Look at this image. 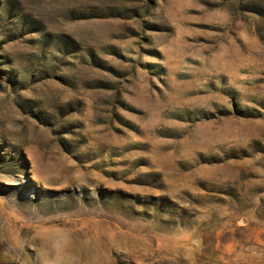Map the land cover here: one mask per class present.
<instances>
[{"label":"rangeland","instance_id":"1","mask_svg":"<svg viewBox=\"0 0 264 264\" xmlns=\"http://www.w3.org/2000/svg\"><path fill=\"white\" fill-rule=\"evenodd\" d=\"M0 264H264V0H0Z\"/></svg>","mask_w":264,"mask_h":264}]
</instances>
